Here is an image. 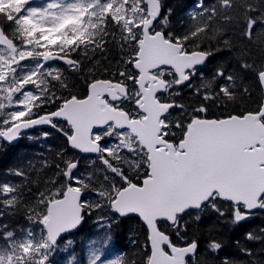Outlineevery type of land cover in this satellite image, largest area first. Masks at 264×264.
I'll return each instance as SVG.
<instances>
[{
	"label": "snow or ice",
	"instance_id": "6c2138e0",
	"mask_svg": "<svg viewBox=\"0 0 264 264\" xmlns=\"http://www.w3.org/2000/svg\"><path fill=\"white\" fill-rule=\"evenodd\" d=\"M260 2L261 0H253V3L249 4L248 0L243 2L241 0H211V2L203 0V3L198 4L202 11L194 13L191 20L195 23L200 18H204L207 21V27L194 26L182 36L169 32L162 34L164 40L172 44L179 55L187 57L188 60L186 67L177 65L170 71L164 72L163 76L169 83L156 90V98L166 107V111L161 116L163 122L160 124L158 135L164 141L172 143L173 147H178L181 153L188 152L189 149L180 144L176 138V132L181 128L186 131L193 118L209 119L213 115L211 113L213 107L226 108L227 103H218V101L220 98L231 100L230 94L235 90L233 71H229L223 64L214 75V94H208L209 91H213L211 86L200 89L192 84L197 66L203 64L212 54L211 51L204 49L200 41L207 39L206 34L213 31V22L220 13H231L234 8H243L246 16L259 13L254 19L244 20L246 38L251 40L254 35H264V12H260L258 7ZM9 3L10 0H0V5H5L0 9V45L4 46L3 50L8 51L7 58L0 56V94L7 93L9 100H15V104L10 107H15L17 110L12 111L8 119L0 120V137L11 141L20 135L21 129L39 125L60 128V122L63 121L67 125V131L64 129L61 131L66 132V140L70 148L78 153L96 154V159L81 161L79 156H71L64 150H60L55 153L54 160L45 159L41 162L43 169L55 168L56 178L50 179L48 183L56 186L60 180L68 181L65 190L70 187L79 193L81 207L73 220L60 223L65 216L64 209L61 207L49 212L50 200L40 196L37 200V208L42 211L37 212L36 208H33L32 212L35 215L28 217L30 221L34 220L40 225V238L36 239L37 234L30 231L27 238L16 242L14 232L6 231L5 235L8 238L6 245L9 250L0 254V264H48L50 251L62 234L78 227L89 213L96 214L98 221L108 223L109 227H111V219L115 216L132 213L138 214L143 222L144 243L140 245L143 256L139 260H133L125 254L111 261L110 264H154V229L167 236L168 242L163 244V248L169 255L174 254L173 249L176 247L184 250L179 264H201L198 253L199 240L188 237L193 224H199L200 221V214H191L193 209L210 207L221 217L227 215L228 220L240 221L247 218L251 210L257 207L264 208V191L251 199L244 194H238L235 198L214 195L206 201L190 205L189 208L178 212L175 218L157 216L153 222L139 209L125 210L117 206L119 197L112 194L115 192L117 181H119L121 192L128 189L130 181L140 175L141 167L144 169V176L153 175V168L149 166V163L137 166L132 162L140 156H143L145 161L148 160V157L144 155L149 150L148 145L137 141L138 148L129 150L120 143L121 137L118 133L130 130V125L117 126L114 131L109 132V127L112 126L111 121L108 124L96 123L91 127L93 143L89 147H81L75 142V134L80 133V126L70 122L73 121V116L65 110L66 105L74 99H87L97 79L103 78L120 86L124 92L123 95L114 99L105 93V99L115 108L123 109L129 120L135 122L142 115H147L148 109L141 104L145 96L142 89L147 87V84L140 83L141 72L144 70L140 64L143 52L142 40L145 32L153 37L161 35L156 26L167 23L168 12L164 10V0H155L154 14L149 11V0H73V3L66 6L63 0H50L44 8L29 6L30 0H15L16 7L7 6ZM130 11L138 17L148 19L137 22L128 15ZM230 21L231 16L228 15L222 22ZM146 24L147 27H145ZM85 25H90L93 29L98 28L104 45H108L111 41L116 42L121 52V66L118 70L111 73L105 72L102 77L97 76L94 69L84 68L82 59L74 56L70 51L65 52L66 48L79 50L82 45L88 47L90 43H94L91 40L93 33L88 31ZM17 33L22 37L19 43L15 38ZM216 35L219 36L220 33L217 32ZM223 43L228 45L227 40ZM129 45L132 46L130 50ZM104 50L107 51V47ZM126 51H128L127 57L124 55ZM80 55L86 56V53L81 52ZM34 58L42 62L38 63L32 71L17 76L18 69ZM237 59L240 61L242 70L255 74L256 85L264 95V65L257 69L254 65L243 61L242 55ZM50 61L61 62L66 65V68L50 66L47 63ZM95 63L98 65L99 61ZM81 71L88 77L84 83L83 95L73 96L69 93L67 98L58 95V92H67L69 89L68 76L65 73L76 74ZM9 81L14 83L9 86ZM185 88H191L190 92L196 98V103L182 102V97L186 95L183 91ZM242 91L244 95H250L247 87ZM247 114L240 113L241 117ZM253 114L264 121V99L257 104ZM226 118L231 119L232 113H229ZM156 147L159 149L161 145L158 144ZM125 156L128 159H124ZM97 161L101 167L95 169V176L92 172L85 171L86 168H93ZM82 164L83 171H81ZM257 168L264 174V159L258 162ZM16 172L26 177L21 169H17ZM129 173L133 175L130 176ZM97 178L108 186L110 190L108 193L94 192L89 187H84L82 190L81 181L85 184H94ZM146 183L147 180L144 179L136 180V184L141 188ZM20 188L19 184L0 183V197H3V203L13 205L18 199ZM89 194L94 195L96 199L90 200ZM56 195L63 199L64 192ZM138 195L140 194L133 193L130 199H135ZM215 200L231 203L233 205L231 211L213 203ZM105 208L113 211L112 218L104 214ZM0 227L6 228V225H0ZM259 232L264 234V228H260ZM247 235L249 239L254 236L256 239L262 238L261 235L251 232ZM221 247L220 241H208V248L213 252ZM245 251L251 254L250 250L245 249ZM222 264H232V261L224 258Z\"/></svg>",
	"mask_w": 264,
	"mask_h": 264
},
{
	"label": "trees",
	"instance_id": "16d2710c",
	"mask_svg": "<svg viewBox=\"0 0 264 264\" xmlns=\"http://www.w3.org/2000/svg\"><path fill=\"white\" fill-rule=\"evenodd\" d=\"M211 2V0H210ZM243 2V0H241ZM203 3V0H164V10L168 12V19L165 25H162V31L175 33L177 36H182L187 30L194 26L207 27V21L200 18L197 22H193L191 17L194 13L202 11L198 4ZM249 4L253 0H248ZM7 6L16 7L11 2ZM5 6L0 5V9ZM260 12H264V0H261L258 5ZM231 16L229 23H223V19ZM255 14L244 13L243 8H234L231 13H220L217 19L213 22V31L208 32L207 39H202L204 49L209 50L212 54L209 56L207 64L204 67L196 70L192 79V84L197 85L200 89H206L211 86L213 91L208 94H214L215 78L214 75L218 72L223 64L227 66L229 71H233L234 76V92L230 95L231 100L220 98L218 103H227L226 108H211L213 114L211 118H225L229 113L232 115H240L244 112H254L257 104L264 99L259 88L256 85L255 74L248 70H242L237 59L238 56H243V61L250 65H254L259 69L264 65V35H254L251 40L245 36L244 20L254 19ZM220 35L217 36L216 33ZM227 40L226 46L223 41ZM181 43H183L181 41ZM112 53H117V45L114 41ZM191 47V45H189ZM104 48V45H103ZM217 49H220L217 51ZM119 50V49H118ZM119 55V54H118ZM120 56V55H119ZM89 60L84 63L85 69H94L97 76L102 77L105 72L111 73L118 70L121 66L120 58L112 59L105 52H99L95 57L94 53L89 54ZM99 61L97 65L95 62ZM66 68V66H63ZM170 69H163L157 72L166 84L169 83L163 76V73ZM68 76L69 89L67 92H60L58 95H63L65 98L71 93L73 96H82L84 92V83L88 77L84 76L83 71L72 74L65 73ZM83 77V78H82ZM103 79V78H101ZM14 83L9 81V86ZM248 88L250 95H244L242 89ZM182 102L185 104H194L196 98L191 94V88H185ZM3 102L0 100V118L6 112V108H10V100L4 94H0ZM196 119L193 118L192 121ZM184 117H181L183 122ZM191 121V122H192ZM190 125V124H189ZM188 125V127H189ZM67 125L60 122V128L56 130H46L44 132L35 131L31 135H24L19 143L14 146L7 145L0 138V183L10 182L21 185L18 192V199L13 205L3 203V197H0V254L6 253L7 248L5 235L6 231H13L16 242L27 238L28 233H36V239H39L40 225L34 220L30 221L29 216H34L33 208L37 212L42 211L37 208V200L43 196L45 200L53 201L59 197L56 195L59 192H65V185L68 181L60 180L56 186L48 183L50 179H55V168L43 169L42 161L45 159L55 158V153L64 150L68 155L79 156L81 161L88 159H96L79 154L70 149L66 140ZM113 126L109 127V132L114 131ZM188 130V128H187ZM183 128L176 132L178 141L182 140L187 132ZM47 133V135H45ZM120 143L123 147L132 150L137 149L138 144L135 137L130 134L120 136ZM148 157L147 152L144 153ZM124 159H128L127 156ZM137 166H141L145 161L143 156L132 161ZM83 171V164L81 165ZM99 161L93 168H86V172H92L96 175L95 169L100 168ZM21 169L26 177L17 174L16 170ZM144 169L141 167L140 175L136 176L131 182L136 183V180L145 179L143 174ZM133 175V173H129ZM110 179H114L109 177ZM82 189L84 187L92 188L95 191H103L108 193L110 190L107 185L103 184L100 178L95 179L94 184H85L81 181ZM51 190V191H49ZM120 190L119 181L116 182L115 192ZM90 200H95L96 197L89 194ZM111 199V195H109ZM222 209L231 211L233 205L219 200L213 201ZM104 214L112 218L114 213L111 209H104ZM192 215L200 214L199 224H193L188 233L190 239L199 240L198 253L200 255L201 264H222L224 258H229L232 264H264V234L259 232L260 228H264V208H260L250 221L241 222L234 219L228 220V216L221 217L210 207L204 206L197 211H191ZM227 221V222H226ZM261 235V239L248 238V233ZM145 229L142 222L136 217L121 218L115 216L111 219V227L108 223L98 221L97 215L89 213L82 222L79 229L66 238L60 240L50 251L48 264H90L89 248L97 251L102 257L108 255H116L117 258L127 254L133 260H139L143 256V251L140 245L144 243ZM209 240H217L222 243V247L213 252L208 248ZM245 249L250 250L245 251Z\"/></svg>",
	"mask_w": 264,
	"mask_h": 264
},
{
	"label": "water",
	"instance_id": "95a60500",
	"mask_svg": "<svg viewBox=\"0 0 264 264\" xmlns=\"http://www.w3.org/2000/svg\"><path fill=\"white\" fill-rule=\"evenodd\" d=\"M154 5L155 0H149V11L153 14ZM147 26L146 24L145 27ZM159 32L161 35L155 37L145 32L142 40L140 64L144 70L141 72L140 83L147 84V87L142 89L145 96L141 104L148 109L147 115L135 122L129 120L123 109L115 108L105 99V93L114 99L123 95L120 86L105 79H98L87 99H74L66 105L65 110L73 116V121L70 122L80 126V133L75 134V142L81 147H89L93 143L91 127L96 123L108 124L109 121L115 128L130 125L128 131L132 135L139 134L135 135L138 141L149 146L147 153L153 175L145 179L147 183L143 188L133 183L123 192L120 190L117 193V206L125 210L139 209L153 222L157 216L175 218L178 212L208 200L215 193L232 198L238 194H244L249 199L258 196L264 191V174L257 168L258 162L264 159V122L258 116L249 112L244 117L233 115L231 119L194 120L180 142L189 149L185 153H181L179 148L176 150L172 143L164 141L158 135L162 123L161 116L166 107L156 98V90L165 83L153 72L162 68L172 69L177 65L186 67L188 63L187 57L180 56L176 48L164 40L163 32ZM208 58L197 66V69L203 67ZM46 127L51 126L24 128L15 139L9 141L2 137V140L14 146L20 141L23 133ZM158 144L161 145L159 149L156 147ZM80 154L96 157V154L92 153ZM133 193L140 195L130 199ZM54 201L49 205V212L61 207L65 211L64 219L60 223L73 220L81 207L79 193L70 187L65 191L63 199ZM258 208L251 210V214ZM198 209L200 208L193 210ZM251 214L242 220H250ZM130 216L142 222L140 216L135 213L120 217ZM78 227L65 232L60 239L74 233ZM153 242L154 264H179L184 251L182 248H174V254L169 255L163 248V244L168 242L167 236L155 229Z\"/></svg>",
	"mask_w": 264,
	"mask_h": 264
},
{
	"label": "flooded vegetation",
	"instance_id": "af4514ba",
	"mask_svg": "<svg viewBox=\"0 0 264 264\" xmlns=\"http://www.w3.org/2000/svg\"><path fill=\"white\" fill-rule=\"evenodd\" d=\"M69 1H73V0H69ZM12 2L16 5L15 3V0H12ZM50 2V0H30V5L29 6H32V7H38V8H44L46 7V5ZM63 4L66 6L68 5L69 3H66L65 0H63ZM128 15L130 17H132L133 19H135L137 22H141L142 19H148L147 17H144V18H141V17H138L136 16L133 12H129ZM95 22V21H94ZM85 27L88 29V31L92 32L93 33V36L91 37V40L94 42V43H90L88 45V47H84L83 45L80 47L79 50L75 49V48H66L65 49V52H72L74 56H78L80 59L83 60L84 63H87L89 60H91V58H89V54L91 53H94L95 54V57L98 55L99 52H102L104 50L105 47H107V51L105 52H108V54L112 57V59H115V58H120L121 56V52L117 49V53L118 54H114L112 53V49H113V45H114V41H111L108 45H104V42L103 40L101 39V34L97 29H93L90 25H85ZM158 31H161L162 29V25H157L156 26ZM119 35V33L117 34ZM144 37V35H143ZM15 38L17 40V42L19 43L21 40H22V37L19 36V34H15ZM130 39V38H129ZM103 45H104V48H103ZM131 45L128 46V49L130 50L131 49ZM4 49V46L3 45H0V56H3V57H8V51L7 50H3ZM81 52H84L86 53V56H81L80 53ZM124 55L127 57L128 55V51H126L124 53ZM42 61H40L38 58H34L32 60H29L27 62H25L21 67L20 69H18V73H17V76H19L20 74L22 73H26V72H30L32 71L36 65L38 63H41ZM50 66H53V67H60V68H63L64 65H61L58 63V61H50V62H47ZM157 74V72L155 73ZM158 75V74H157ZM58 94H60V92H58ZM6 115L2 118V119H6ZM1 119V120H2ZM57 128V127H55ZM54 128V129H55ZM58 129V128H57Z\"/></svg>",
	"mask_w": 264,
	"mask_h": 264
},
{
	"label": "rangeland",
	"instance_id": "374dc122",
	"mask_svg": "<svg viewBox=\"0 0 264 264\" xmlns=\"http://www.w3.org/2000/svg\"><path fill=\"white\" fill-rule=\"evenodd\" d=\"M66 3H73V1L65 0ZM10 113V112H9ZM89 257H90V264H104L105 262H111L113 261V257H110L108 259L102 260V257L99 253H97L95 250H92L89 248Z\"/></svg>",
	"mask_w": 264,
	"mask_h": 264
}]
</instances>
